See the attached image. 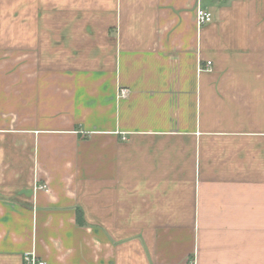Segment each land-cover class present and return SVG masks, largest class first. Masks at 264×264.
<instances>
[{"label":"crops","instance_id":"crops-1","mask_svg":"<svg viewBox=\"0 0 264 264\" xmlns=\"http://www.w3.org/2000/svg\"><path fill=\"white\" fill-rule=\"evenodd\" d=\"M27 254L264 264V0H0V264Z\"/></svg>","mask_w":264,"mask_h":264},{"label":"built area","instance_id":"built-area-1","mask_svg":"<svg viewBox=\"0 0 264 264\" xmlns=\"http://www.w3.org/2000/svg\"><path fill=\"white\" fill-rule=\"evenodd\" d=\"M196 22L198 26H204L212 22V15L202 9H198L196 13ZM209 67L211 63L207 64ZM129 95V90L121 89L120 97L126 98ZM39 188H43V186H39ZM24 264H47L45 261L38 259L34 254H27L24 257Z\"/></svg>","mask_w":264,"mask_h":264}]
</instances>
